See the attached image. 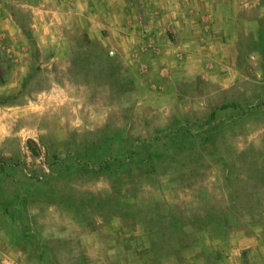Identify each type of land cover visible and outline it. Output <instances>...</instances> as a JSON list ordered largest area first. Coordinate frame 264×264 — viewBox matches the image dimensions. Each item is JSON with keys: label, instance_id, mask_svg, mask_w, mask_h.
Instances as JSON below:
<instances>
[{"label": "rangeland", "instance_id": "374dc122", "mask_svg": "<svg viewBox=\"0 0 264 264\" xmlns=\"http://www.w3.org/2000/svg\"><path fill=\"white\" fill-rule=\"evenodd\" d=\"M5 54L0 264H264V0H0Z\"/></svg>", "mask_w": 264, "mask_h": 264}, {"label": "trees", "instance_id": "16d2710c", "mask_svg": "<svg viewBox=\"0 0 264 264\" xmlns=\"http://www.w3.org/2000/svg\"><path fill=\"white\" fill-rule=\"evenodd\" d=\"M2 57H3V59H2ZM0 60H1L0 61V81L4 82L5 79H4V77H2L1 72H2L3 68L7 69L8 66L11 64V57H10V55L5 54L4 56H1Z\"/></svg>", "mask_w": 264, "mask_h": 264}]
</instances>
